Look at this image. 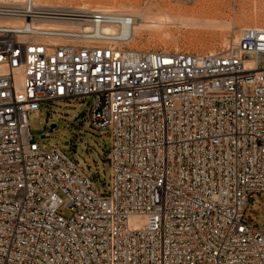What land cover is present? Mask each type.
I'll use <instances>...</instances> for the list:
<instances>
[{"label": "built area", "instance_id": "1", "mask_svg": "<svg viewBox=\"0 0 264 264\" xmlns=\"http://www.w3.org/2000/svg\"><path fill=\"white\" fill-rule=\"evenodd\" d=\"M0 19V264H264L245 219L264 193V27L190 53L131 48L112 10L25 0ZM87 96L110 194L30 129L41 103Z\"/></svg>", "mask_w": 264, "mask_h": 264}, {"label": "rangeland", "instance_id": "2", "mask_svg": "<svg viewBox=\"0 0 264 264\" xmlns=\"http://www.w3.org/2000/svg\"><path fill=\"white\" fill-rule=\"evenodd\" d=\"M52 4L91 8L110 6L132 16L157 18L170 16L159 28L149 27L129 42L140 50L185 51L209 53L222 51L241 28L264 27V0H49ZM38 3V0H37ZM94 96L41 103L38 111L29 114L34 140L43 150L58 146L99 187L110 194L111 166L107 153L112 140L109 128L95 129L88 124ZM85 113L83 117L76 118ZM53 126L51 130V126ZM257 217L246 221L264 229V193H255ZM65 214L69 209H62ZM198 264H211L203 261Z\"/></svg>", "mask_w": 264, "mask_h": 264}, {"label": "bare ground", "instance_id": "3", "mask_svg": "<svg viewBox=\"0 0 264 264\" xmlns=\"http://www.w3.org/2000/svg\"><path fill=\"white\" fill-rule=\"evenodd\" d=\"M25 0H0V10H5L7 8H13L16 6H20L24 3ZM35 4L37 6H51V7H71V8H78V9H87L89 11L91 10H108V11H116V12H120V13H124L126 14V12H121L118 10H113L112 8H110V6H103V7H96V8H89L88 6L84 5V6H79V7H72V6H65L62 4H52L49 2V0H35ZM128 14V13H127ZM130 15V14H129ZM132 16V15H131ZM133 17V21H134V25L132 27V29H125L123 31L124 34H129V32L132 33V37H131V42L134 41L136 36H141V31L149 28V27H154V28H159L162 26V24L165 23V21L169 20L171 17L170 16H166V15H160L157 18H145L143 16H138V15H134ZM9 21H4L2 19H0V24L2 23H7ZM76 25H74L75 27ZM256 27H262V26H256ZM111 30V29H108ZM130 33V35H131ZM239 33V32H238ZM238 35V34H237ZM237 35H234V38L237 37ZM230 42V41H229ZM229 44V43H228Z\"/></svg>", "mask_w": 264, "mask_h": 264}, {"label": "water", "instance_id": "4", "mask_svg": "<svg viewBox=\"0 0 264 264\" xmlns=\"http://www.w3.org/2000/svg\"><path fill=\"white\" fill-rule=\"evenodd\" d=\"M246 57H249V56L246 55ZM83 116H84V113H81V114H79L76 118H78V117H83ZM53 126H54V125L51 126V130H52ZM256 213H257V211H256Z\"/></svg>", "mask_w": 264, "mask_h": 264}]
</instances>
